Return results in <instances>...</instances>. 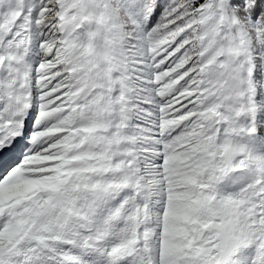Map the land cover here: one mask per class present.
Returning a JSON list of instances; mask_svg holds the SVG:
<instances>
[{"label":"snow or ice","instance_id":"6c2138e0","mask_svg":"<svg viewBox=\"0 0 264 264\" xmlns=\"http://www.w3.org/2000/svg\"><path fill=\"white\" fill-rule=\"evenodd\" d=\"M0 264H264V0H0Z\"/></svg>","mask_w":264,"mask_h":264}]
</instances>
